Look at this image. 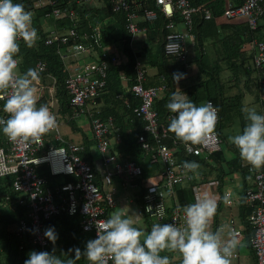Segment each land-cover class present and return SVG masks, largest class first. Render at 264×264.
<instances>
[{"label":"built area","instance_id":"built-area-1","mask_svg":"<svg viewBox=\"0 0 264 264\" xmlns=\"http://www.w3.org/2000/svg\"><path fill=\"white\" fill-rule=\"evenodd\" d=\"M75 1L77 3L91 2V0ZM261 1L263 0H242L238 5L227 1L222 15L227 19L242 18L249 29L254 30L263 14ZM154 2L167 19L164 22V54L187 64L188 48L185 42L193 38V14L201 10L202 17L209 19L212 17V11L204 4L193 6L190 0H154ZM55 3L56 0H33V7L30 10L33 13L36 7L52 4L54 7L51 12L45 13L44 16H52L54 19L67 18L71 22L61 28L54 24L53 27H46L48 29L44 43L56 46V52L63 61L64 71L67 73L65 84L70 94L71 108L74 112L80 111L88 116L92 138L101 155V164L98 173L90 162L80 156V151L84 149L83 144L64 140L58 132L62 118L55 107V79L51 74L45 73L44 61L38 60L35 67L42 66L40 81L37 84L38 99L44 93L47 94L45 104L55 114L57 125L43 135L40 143L13 142L3 133V144L0 145V177H12L11 185L18 193L16 203L28 208L26 216L17 220L12 231L19 237L30 234V242L35 245L36 250H44L47 245V237L43 234L45 230L43 220L62 212L70 215L77 213L80 216L81 231L90 234V238H94L97 234L95 224L102 225L107 218V210L115 205V190L110 185L113 177L125 183L134 184L142 174L141 166L134 160L120 158L115 153H111L109 135L114 134L115 141L118 142L119 133L115 130L117 128H113V117L98 116L100 111L94 107L95 98L106 86L108 64L126 62L125 51L115 43L100 44L97 30L96 32L78 27L79 17L74 8H61ZM109 5L112 11L124 13V27L129 36L128 45L131 46L136 33L145 29L138 26L139 14L132 9L130 0H109ZM176 13L178 19L173 18ZM156 17L155 8L144 10L143 18L147 21H153ZM249 43L253 50L255 67H263L264 42L252 39ZM94 44L101 46L97 50ZM67 57L70 58L67 59ZM20 62L18 57L19 71ZM134 68L135 74L129 89L138 99V104L132 107V112L142 120L144 131L138 134L137 142L151 164H161L158 180L147 184L141 193L142 211L149 221L147 231L154 222H175L182 226L184 208L179 207L175 201V187L190 181L192 174L186 173L182 168L183 160L177 157V146L186 155H203L205 158L219 150L221 147V138L217 132L219 111L215 135L209 137L206 145H194L192 151H187L182 141L174 140V145H168L165 140L171 135L167 122L172 113L169 110L165 120H162L154 106L156 99L161 94H165L168 85L164 76H161L157 84L145 85V66L136 59ZM120 77L125 84L128 77L124 74ZM260 82L264 84L263 79ZM208 101L211 100L206 102ZM2 105L3 101L0 100V115L6 116ZM40 166L46 168L49 176L40 174L38 171ZM241 166L244 168L246 181L242 198L251 207L247 216L251 227L248 242L254 261H237L236 264H264V169L255 168L245 159ZM66 176L71 178L65 180ZM177 176H182L183 180L177 182L175 179ZM219 185L220 181L217 178L196 182L192 187L193 199L195 200L197 191L207 189L216 194L217 205L221 202L225 206L232 207L237 203V197L232 194L230 188L219 189ZM161 211L164 213L162 216L159 214ZM214 221L215 215L210 225L212 230ZM234 224V219L230 216L227 232L229 229H235L240 236L241 231ZM23 246L24 243L21 241L19 249H23ZM231 258L237 259L238 253L233 252Z\"/></svg>","mask_w":264,"mask_h":264},{"label":"trees","instance_id":"trees-1","mask_svg":"<svg viewBox=\"0 0 264 264\" xmlns=\"http://www.w3.org/2000/svg\"><path fill=\"white\" fill-rule=\"evenodd\" d=\"M203 1L190 0V3L193 6H198ZM241 1L237 0L233 4L238 5ZM20 2L24 4L26 9L30 10L33 7V0H20ZM225 4V0H220V4L216 2L215 4H207V7L212 11V17L209 19L202 17L201 10L194 12L193 28L195 29V36L198 42L202 40V29L211 25L214 27L212 18L214 15L223 14ZM55 5H59L61 8H74L79 17L78 27L80 29L97 30L96 34L99 37L100 44L115 43L125 51L127 57L126 63L108 64L106 86L102 93L95 98L94 102L99 103L103 101L102 106L99 107L100 113L97 115L104 118L110 114L113 117V128H117L115 130L119 133L120 140L113 147H110L111 153L138 163L142 168V174L139 179H144L148 176L146 165L150 162L148 161V156L137 142L138 134L144 131L142 120L132 112V107L138 104V99L133 96L129 89V85L132 83V78L135 74L134 64L136 56L131 48L132 46L128 45L129 36L124 27V13L112 11L109 0H91V2L83 3H77L75 0H56ZM130 5L141 17V20L137 22L138 26L145 28L147 33H149L148 35L156 33L161 38L158 44L161 62L158 76H164L168 89L162 97L156 99L154 106L158 111L159 118L165 120L166 114L169 112L166 105L171 98L172 92H174L176 84L172 79V73L177 70L184 72L186 69L185 64L175 60L173 57L166 56L163 52L164 22L167 19L156 7L154 0H130ZM261 6L263 14L260 20L264 17V0L261 1ZM53 7L54 5L52 4H46L40 8L36 7L33 9L32 22L37 29L38 38L32 47H28L23 40H20V51L17 53V57L21 60L20 71L22 73L29 67H35V63L38 60L44 61L45 73L51 74L55 79L54 99L57 104V112L61 110L70 111V94L65 84L67 73L64 71V63L56 52V46L44 43L47 32L43 30V24H54L56 27L61 28L63 25L70 24L71 22L67 18L54 19L52 16H44L45 13H50ZM147 8L156 9L157 17L155 20L147 21L143 18L144 10ZM173 18L178 19V14L176 13ZM260 20L254 30L249 29L244 19H242L240 26L236 25L238 27H234L235 32L229 37L228 50L231 53L233 52L235 55L234 60L238 58L239 62L234 63V67L228 72V75H223L224 71L220 68V62L214 61L216 68L201 69L199 72V75L201 74L200 79L188 87V94L194 102L198 104L201 100L205 102L211 100L218 108L220 120L217 125V132L221 138V144L222 140L225 139L223 134L225 129H230L229 131L233 133L232 129L235 130L237 125L242 127L246 122L245 113L242 111L243 92L245 90H254L258 93L259 86H261L260 80H264V66L261 68L255 67L253 63V50L248 54L240 50L245 41L252 40L253 38H259L264 41V32L259 31L262 28ZM227 42L225 41V43ZM100 46L94 44L97 50ZM121 74H125L128 77L125 84L121 80ZM144 84L148 85L146 82ZM46 99L47 94L44 93L37 100V104L45 103ZM105 100L109 101L105 103ZM72 122L74 123V121L69 120L67 123L71 124ZM169 133L171 137L165 140L168 145H174V140L181 142L175 137L173 132L169 131ZM3 136V132H0V145L3 144ZM177 147V157L179 160H196L203 169H206L205 167L208 168V172H203L202 179H208L210 178L209 176L215 174V177L222 180L225 175L239 171L243 174L245 180V171L241 166L244 159L240 156L238 149L229 141L225 144V147L221 145L219 150L207 155L206 158L203 155H186L179 146ZM226 147L234 153L229 159L225 156ZM154 165L157 167L158 164ZM38 171L42 175L49 176L44 166H40ZM49 178L52 179L51 177ZM70 178V176H66L65 180ZM11 180V176L0 177V264H24L28 252L33 249L36 250V247L30 242V234L19 237L12 231V227L17 220L26 216L28 208L16 203L18 193L14 191ZM198 180L199 178L193 177L187 183L175 187V201L179 207L184 208L187 204L194 202L192 187ZM242 197L243 194L240 202L241 214L246 225V231L250 235L251 227L247 216L251 211V207L244 202ZM220 204L219 202L216 213ZM79 220L80 216L77 213L70 215L66 212L44 219V228L55 226V230L58 233V239L54 244L47 238V245L44 250H55L58 255L65 258L68 255H74V252L68 251L70 248L79 247L83 250L85 247V244L82 243L83 237L78 236L79 231H81ZM21 241L24 243L23 249H19ZM75 264H89V261L82 255L80 259L75 261Z\"/></svg>","mask_w":264,"mask_h":264},{"label":"clouds","instance_id":"clouds-1","mask_svg":"<svg viewBox=\"0 0 264 264\" xmlns=\"http://www.w3.org/2000/svg\"><path fill=\"white\" fill-rule=\"evenodd\" d=\"M32 17V11L20 0H0V100L7 114L0 115V132L10 141L29 144L40 143L43 135L57 125L48 105L37 104L42 66L29 67L23 73L18 69L19 40L32 47L38 38ZM185 76L179 70L172 73L175 83ZM166 107L172 113L168 130L184 143L187 151H192L194 145H206L209 137L215 135L218 108L211 101L197 104L183 91H174ZM242 111L246 122L242 127L237 125L228 140L243 159L257 169L264 168V112L255 108ZM199 167L196 160L182 161L186 173L198 175ZM175 179L181 182L183 177ZM216 209V194L199 190L194 202L183 209L182 226L154 222L148 231L140 226L138 212L133 215L115 210L102 225L95 224L97 234L86 241L83 250H68L74 252L73 256L65 258L55 250L33 249L24 264H75L82 255L89 264H170V255L163 253L171 252L179 253L180 264H230L234 250L243 247L244 242L235 229L226 234L211 229ZM159 214L164 215L163 211ZM43 234L53 244L58 239L55 226H48Z\"/></svg>","mask_w":264,"mask_h":264},{"label":"crops","instance_id":"crops-1","mask_svg":"<svg viewBox=\"0 0 264 264\" xmlns=\"http://www.w3.org/2000/svg\"><path fill=\"white\" fill-rule=\"evenodd\" d=\"M232 1L235 3L237 0H225ZM220 4V0H204L200 4L214 3ZM141 20V17L138 16L137 22ZM212 24L214 27L207 26L205 29H202V40L198 42L197 37L195 36V29L192 26L193 38L187 39L185 45L188 48V62L185 64L186 76L178 81L175 84L174 91L179 92L183 91L188 95V87L192 84L196 83L200 78L199 72L201 69H213L216 68L214 61L220 62V68L223 69V75H228V72L234 67V63H238L239 59L234 60L235 55L233 52L231 53L228 50L229 47V37L233 35L235 32L234 27L240 26L242 24V18H225L222 14L214 15L212 18ZM238 25V26H236ZM261 29L259 31L264 32V17L260 20ZM53 24H43L44 31H47L46 27H53ZM146 29H141L136 33L134 37V41L132 43V50L136 56V59L140 61L143 66L146 68V79L145 82L148 85L157 84L160 82V78L162 75L158 76V71L160 65L159 58V48L158 44L161 41L159 34L153 33L148 35ZM256 40H262L259 38H253ZM225 41H228L225 43ZM250 41V40H249ZM249 41L243 42L242 50L245 53H250L252 50L250 47ZM263 41V40H262ZM264 42V41H263ZM91 58V57H90ZM92 59V58H91ZM127 62V61H126ZM124 62V63H126ZM122 64V63H121ZM214 64V65H213ZM236 65V64H235ZM125 75V74H124ZM126 76V75H125ZM127 77V76H126ZM159 78V79H158ZM233 91H235L233 89ZM238 91V88H237ZM164 94H161L162 97ZM109 100H105V103ZM102 102L94 103V107L98 108L102 106ZM121 103V102H120ZM200 103H206L205 101H200ZM122 106V105H121ZM55 107L57 109V104L55 103ZM122 108V107H121ZM242 108H255L257 111L264 112V84L259 86L258 93L256 91L245 90L242 96ZM69 110H61L59 112L62 121L60 124L61 135L64 140H69L74 143H81L84 146V149L80 151V155L83 159L90 162L95 170L99 173L100 169V153L95 146V141L92 138L91 128L89 125V118L83 113L74 112L71 108ZM110 115V114H109ZM69 120L74 121L71 124L67 122ZM125 123L128 125L126 120L123 118ZM129 127V125H128ZM130 129V128H129ZM230 129H225L223 134L225 139L222 140V143H228V136L232 134ZM234 132V130L232 129ZM110 147L115 145L117 142L115 141L114 134H110ZM233 152L227 147L225 148V156L227 159L233 156ZM117 155V154H116ZM121 158V157H120ZM124 158V157H122ZM127 159V158H126ZM147 175L144 179H139L134 184H129L121 181L117 177H113L111 182V187L114 188V198L115 205L107 210L106 216L108 217L113 211L121 210L125 214H133L134 212H138L140 215V226L144 227L147 231L148 223L146 216L144 215L141 207V193L144 191L147 184L151 182H155L159 178V171L161 164L159 163L157 167L154 164L148 163L147 165ZM264 169V168H263ZM208 168L203 169L202 166L198 169V175H192L193 177L199 178L198 181L201 180H209L212 178H217L212 174L208 179L203 178V172H208ZM148 179V180H147ZM218 179V178H217ZM59 180L60 177H59ZM219 189L230 188L233 195H235L238 199L237 203H235L232 207H228L223 205L221 202L220 207L215 213V221L213 231L220 230L223 233H227L228 229V220L229 217L232 216L235 222V227L241 231V235L239 239L244 242L243 247H237L234 252L238 253V258H230V264H236L238 262H252L254 261V256L252 250L249 246V232L246 231V225L244 224V220L242 218L240 202L241 196L243 193V188L246 185V181L244 180L243 174L239 171H234L230 174H227L220 180ZM219 205V204H218ZM217 205V207H218ZM217 210V209H216ZM79 237H83V244H86V241L90 238V234L79 231ZM170 255V264H180L181 257L179 253L171 252V253H163Z\"/></svg>","mask_w":264,"mask_h":264},{"label":"rangeland","instance_id":"rangeland-1","mask_svg":"<svg viewBox=\"0 0 264 264\" xmlns=\"http://www.w3.org/2000/svg\"><path fill=\"white\" fill-rule=\"evenodd\" d=\"M47 26H48V24H47ZM135 37V36H134ZM70 57H67V59H69ZM61 124V123H60ZM60 124H59V126H58V132H60L61 133V130H59L60 129V127L62 126H60ZM222 145V147H225V143H222L221 144ZM205 168H207V167H205ZM148 180V179H147Z\"/></svg>","mask_w":264,"mask_h":264}]
</instances>
